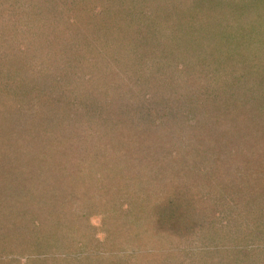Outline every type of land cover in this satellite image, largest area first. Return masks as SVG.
I'll return each instance as SVG.
<instances>
[{
  "label": "rangeland",
  "instance_id": "rangeland-1",
  "mask_svg": "<svg viewBox=\"0 0 264 264\" xmlns=\"http://www.w3.org/2000/svg\"><path fill=\"white\" fill-rule=\"evenodd\" d=\"M114 1L1 3L0 117L26 120L0 131V264H264V64L238 65L241 21L224 0ZM180 194L196 211L175 228Z\"/></svg>",
  "mask_w": 264,
  "mask_h": 264
},
{
  "label": "trees",
  "instance_id": "trees-1",
  "mask_svg": "<svg viewBox=\"0 0 264 264\" xmlns=\"http://www.w3.org/2000/svg\"><path fill=\"white\" fill-rule=\"evenodd\" d=\"M5 1L6 0H0V17L5 13V10H4V12H2V8H1V3L5 2ZM144 1L145 0H139V1L136 0V4L135 5L141 6V3H143ZM158 1L160 3L162 2V0H158ZM167 1L169 2V1H177V0H167ZM119 3L121 5H122V3H126V5L129 6V5H131L133 3V1L132 0H115L112 3L113 11L112 12L110 11V14L114 13V15H115L117 13L118 6L120 5ZM127 3H129V5ZM219 9H220L219 12H223V11L232 12L234 14V16L237 17V20L241 21L240 23H238V24L241 25V26H239V28L241 29V34H243V32H245V39H247L246 40V46L248 48V51L245 53V61L243 63H238V65L245 64L246 65V69H247V67H250V65L253 64V65H251V67L249 69H251L252 74H259L258 72H260V70H259V67L256 68V64H257V62L261 63V64H264V62H263L264 61V14H263V12H264V0H224L223 2H221V6L219 7ZM132 10H134V9H132ZM201 16L204 18L203 15H201ZM44 18H46V17H44ZM140 18L142 20H146L147 19L145 22H149L150 19L152 18L151 17V13L148 12L147 14L143 15ZM49 19L51 21H53V22L50 21V26L54 25V22H55L54 18L52 16H50ZM41 21L43 22V26H45V29H43V27L41 26V31H40L42 33L41 34V38H45L46 37V31H48V26L49 25L46 23L47 21H45L44 19H42ZM92 21H93V23H92ZM91 23L92 24H97V21L89 20L86 23V26L90 25ZM101 24L102 25H97V27L99 28V31H101L102 29L104 30V29L107 28L106 26L103 25V24L107 25L105 23V21H102ZM86 28L88 29V27H86ZM184 28H185V26H184ZM242 29H244V30H242ZM78 33H79V35H81L80 37L82 39L84 38V41H86V38L84 36L85 33L83 31H79ZM51 36H53V35H51ZM224 36H227V35L224 34V33L221 34V37H222L223 40H225ZM37 38H39L38 34H37ZM58 38L61 40L60 37H58ZM228 39H230V37H228ZM223 42H225V41H223ZM227 42H226V47L223 48V51H220V52H224V51L226 52L225 55L227 56V59H225V57H224L226 62L227 61H232L231 59H232L233 50H231V47L234 48V47L237 46L236 42L230 43L229 45H227ZM36 43H38V42L36 41ZM60 47H61V45H59V48ZM221 47L222 46H219L217 48V50H216L217 53H220L219 50H220ZM89 50H90V52H92V50H97V48L90 46V49H89V47L87 46L86 47V51H89ZM82 51H84L83 48L78 50L77 52H82ZM67 52H68V50H67ZM70 52H72V50ZM57 53H58V51H57ZM228 53H230V55H228ZM75 54H81V53H75ZM222 64H224V60H222ZM231 64H233V66L235 65L234 63H231ZM245 71H248V70H245ZM261 74L264 75V70H263V72ZM252 77L250 78V77L247 76L245 81H242V83L244 82V84H245L244 88H246L245 89L246 91L244 90L245 93H244V91L242 93H244V95H247V97L249 99L252 98V97L254 98V95L252 96L251 94H253V93H251V92L252 91L257 92L258 88L260 87V84H262V82L260 83V82L254 81L252 79ZM251 79L253 81H251ZM76 80L78 81V79H76ZM74 82H75L74 80H70L69 81L70 84L69 83L68 84H69V86H72V90H76L77 91L78 86L73 84ZM258 84H259V86H258ZM77 92L79 93V91H77ZM248 92H250V93H248ZM78 93L76 94V97L78 95H80ZM87 95H88V91H87ZM249 95H251V96H249ZM80 97L82 98L84 96L81 95ZM230 97H231V92L229 93V96H228L227 99H229ZM255 97H257V96L255 95ZM51 101H61V99L59 98V96H57V97L53 98ZM69 117H71V116H69ZM1 118L2 117H0V119ZM64 119L67 122V124L68 123L71 124V119L70 118H64ZM25 120L26 119H24V117L23 118H21V117L20 118H15V119H13V117H10L8 119L9 122H4V120L1 119V121H0V131L1 130H4V131L7 130V131H9V135L11 137H15L16 134H18V132L16 131L17 130V122H18V125L23 128L24 127L23 124H24ZM76 121H77V126L82 125L83 127H84L85 123H90L91 121H93V122L95 121L94 124H93L94 127L96 126L95 124L97 123L96 120H93L92 118L88 119V120H85V121L83 119L79 118V119H75V122ZM107 124H109V123L107 122ZM45 126H46V124H45ZM36 127H37V125H36ZM43 127L44 126L42 124H40L38 126V128H36L33 132L35 134H40V132L43 131V129H42ZM18 136H20V135H18ZM138 162L142 163L141 160L138 161ZM175 197H176V199H175ZM175 197L170 199V202H169V205H168V207H169L168 209H169L170 214H168V210L167 209H163V210H161V213H162L161 215H164V212H165L166 215L164 216V218H169L170 223L172 224V226H175V228L186 227V225H185L186 222L192 219V215L194 214V211H196V208L194 209L193 204H191L192 201L187 199L185 194H180V195H177ZM179 201H182V203L179 202ZM187 209L189 210V212L187 211ZM178 211H179V213H177ZM162 223H164V222H162Z\"/></svg>",
  "mask_w": 264,
  "mask_h": 264
}]
</instances>
